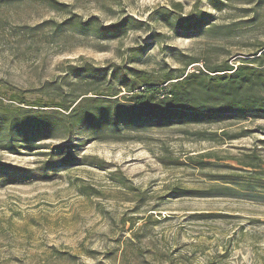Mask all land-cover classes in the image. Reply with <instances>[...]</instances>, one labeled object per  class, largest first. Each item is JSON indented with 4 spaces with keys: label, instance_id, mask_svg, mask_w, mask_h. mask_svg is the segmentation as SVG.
Listing matches in <instances>:
<instances>
[{
    "label": "rangeland",
    "instance_id": "rangeland-1",
    "mask_svg": "<svg viewBox=\"0 0 264 264\" xmlns=\"http://www.w3.org/2000/svg\"><path fill=\"white\" fill-rule=\"evenodd\" d=\"M58 1L83 18L108 24L132 17L141 25L101 40L53 27L48 22L66 14L45 4L0 0V110L28 107L17 94L53 109L56 95L78 79L69 66L109 68L147 41L132 64L157 82L192 58L198 62L187 72L238 64L264 41V4L244 24L251 14L242 16L243 9L252 7L245 0L220 10L207 0ZM177 10L212 17L204 29L178 36L158 19ZM117 128L105 138L75 133L63 151L55 148L63 138L17 152L0 147V162L15 172L0 179V264H264V120Z\"/></svg>",
    "mask_w": 264,
    "mask_h": 264
},
{
    "label": "trees",
    "instance_id": "trees-1",
    "mask_svg": "<svg viewBox=\"0 0 264 264\" xmlns=\"http://www.w3.org/2000/svg\"><path fill=\"white\" fill-rule=\"evenodd\" d=\"M29 1L45 4L66 14L60 22L49 21L53 27L65 26L73 33L101 40L120 39L130 29H137L141 25L132 17L108 24L95 15L83 18L70 11L69 4L58 0ZM207 1L212 9L220 10L229 0ZM245 1L252 3V7L243 9L245 14L242 16L250 13L251 17L240 21L248 24L257 19L264 0ZM173 5L177 8L180 4ZM178 11L172 16L170 11H164L158 18L178 36L191 30L204 29L212 17L209 12L200 11L184 16ZM229 27L225 26V29ZM218 33L229 32L218 30ZM160 35L156 32L152 40L159 43L157 37ZM149 42L130 48V55L122 63L111 64L109 68L95 67L90 63L69 66L67 69L76 73L78 79L67 84L66 92L56 95L59 100H53L50 105L53 109H44L49 105L42 98L30 104V100L21 94L13 96L18 104L28 107L0 110V147L17 152L22 147L32 149L36 141L63 138L65 141L55 146L58 151H63L66 139H71L75 133L105 138L119 133L117 127L122 123L129 128L132 125L143 128L146 125L169 126L184 121L212 123L232 118L264 120V41H255L252 44L254 52L244 55L253 57L242 58L238 64L224 60L187 72V65L198 62L192 58L181 69L164 71L160 82L152 73L132 64L140 58ZM77 85L83 88H76ZM121 92L124 93L120 95ZM32 105L38 109L30 108ZM54 108H60L63 112ZM69 158H64L63 162L69 161ZM239 163L246 167L258 166L252 162ZM11 169L14 167L0 162V179L1 175L15 173Z\"/></svg>",
    "mask_w": 264,
    "mask_h": 264
}]
</instances>
